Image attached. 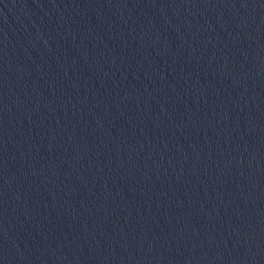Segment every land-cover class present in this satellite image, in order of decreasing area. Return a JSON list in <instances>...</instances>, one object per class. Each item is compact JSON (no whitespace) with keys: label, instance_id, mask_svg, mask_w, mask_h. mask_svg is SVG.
<instances>
[{"label":"water","instance_id":"95a60500","mask_svg":"<svg viewBox=\"0 0 264 264\" xmlns=\"http://www.w3.org/2000/svg\"><path fill=\"white\" fill-rule=\"evenodd\" d=\"M0 264H264V0H0Z\"/></svg>","mask_w":264,"mask_h":264}]
</instances>
